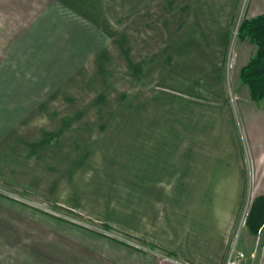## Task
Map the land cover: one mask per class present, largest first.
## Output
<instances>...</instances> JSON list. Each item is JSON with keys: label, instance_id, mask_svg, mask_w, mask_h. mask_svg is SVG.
<instances>
[{"label": "crops", "instance_id": "0c3cea01", "mask_svg": "<svg viewBox=\"0 0 264 264\" xmlns=\"http://www.w3.org/2000/svg\"><path fill=\"white\" fill-rule=\"evenodd\" d=\"M260 14L264 0H0V264H224L233 241L249 248L236 103L172 91L165 115L107 111L67 76L103 24H151L204 86L226 70L250 97L257 46L233 30ZM237 103L264 134V107Z\"/></svg>", "mask_w": 264, "mask_h": 264}, {"label": "rangeland", "instance_id": "374dc122", "mask_svg": "<svg viewBox=\"0 0 264 264\" xmlns=\"http://www.w3.org/2000/svg\"><path fill=\"white\" fill-rule=\"evenodd\" d=\"M236 26H239V20L234 25L233 38L237 36ZM101 28L108 36V40L83 39L82 55H77L76 70L69 72L67 76V79L75 80L81 86L78 90H81L82 95L107 99L108 104L105 106L100 103V109L117 111L125 108L126 111H139L140 107L141 111L151 115L155 113L165 115L171 112L174 101L172 99H176L173 93H168L172 91L204 100L209 97L225 96L230 102L236 103L234 109L236 115L233 120L236 139L241 148L243 147V158L247 162L250 174L244 186L239 224L249 229L246 218L250 205L253 199L260 195L258 193L264 190V183H260L264 177V144L260 142L264 140V134L260 135L261 127H257L260 125L255 120L249 118L246 121L240 116L237 102L242 98L245 106H247L245 102H248L249 105L257 107H264V102L259 104L246 97L245 89L239 84L235 86L226 70L223 73L224 83L221 87L204 86L202 80H197L199 77L192 71V67L191 71H188L190 57L176 52L171 53L170 34L166 30L160 34L154 32L151 24L123 25L122 23L103 24ZM142 28L144 33L140 36L139 32ZM136 29L138 33H133L132 31ZM156 34L159 37H156ZM93 43L96 45L92 46ZM231 67L230 58L227 68ZM190 83L194 84L191 86ZM179 120L180 124L186 126L187 120L183 117ZM156 122L160 123L159 120ZM252 122L257 128L255 133L252 131L253 135L248 131ZM252 137L257 142L253 143L255 147L253 151ZM258 231L257 235L251 233L249 239L251 246L241 250L245 255L242 264H264V226Z\"/></svg>", "mask_w": 264, "mask_h": 264}, {"label": "trees", "instance_id": "16d2710c", "mask_svg": "<svg viewBox=\"0 0 264 264\" xmlns=\"http://www.w3.org/2000/svg\"><path fill=\"white\" fill-rule=\"evenodd\" d=\"M237 37L248 38L257 46L254 55L240 69V81L248 88L253 101L264 99V14L242 19L237 29ZM246 225L252 234L264 226V195H257L249 208Z\"/></svg>", "mask_w": 264, "mask_h": 264}, {"label": "built area", "instance_id": "2783aa9c", "mask_svg": "<svg viewBox=\"0 0 264 264\" xmlns=\"http://www.w3.org/2000/svg\"><path fill=\"white\" fill-rule=\"evenodd\" d=\"M237 28L238 27L236 26V33H237ZM134 245L139 249L148 250V247H145L140 243H134ZM244 257H245L244 253L236 248L235 241H233L227 250L224 264H242Z\"/></svg>", "mask_w": 264, "mask_h": 264}]
</instances>
